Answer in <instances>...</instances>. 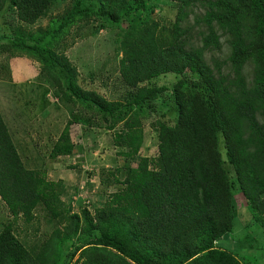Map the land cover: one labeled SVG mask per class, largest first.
Listing matches in <instances>:
<instances>
[{
  "label": "trees",
  "instance_id": "1",
  "mask_svg": "<svg viewBox=\"0 0 264 264\" xmlns=\"http://www.w3.org/2000/svg\"><path fill=\"white\" fill-rule=\"evenodd\" d=\"M54 1L0 0V13L12 5L20 22L35 25ZM170 1L178 6L174 42L162 48L161 25L148 18L150 0H71L57 31L61 34L75 20L92 17L119 28L120 75L138 92L123 103L107 101L73 83L68 86L72 93L61 81L57 85L66 101L73 103L76 96L91 101L110 130L122 125L114 133V144L126 149L124 157L134 159L144 144L138 109L166 92L165 87L141 85L168 73L189 82L181 79L175 84L179 118L175 125H160L158 159L142 158L127 170L123 182L117 180V171L113 185L125 188L112 193L94 217L88 211L80 215L62 210L64 191L45 171L26 166L0 112V203L11 214L0 226V264H69L79 253L82 264H243L240 252L225 244L235 224L234 189L225 162L233 167L249 210L264 229V0ZM195 7L203 10L196 22L202 30L199 45L190 46L182 22ZM47 34L39 35L33 46L15 40L13 48L35 53L42 73L51 75L54 57L40 48ZM224 43L231 48L229 57L209 62L208 55L221 51ZM249 63L254 65L251 83L245 76ZM70 128L68 123L52 159L74 154ZM221 133L227 161L220 151ZM39 206L54 219L65 217L66 226L37 249L24 245L12 219L32 223ZM83 225L100 235L62 259V246L85 232Z\"/></svg>",
  "mask_w": 264,
  "mask_h": 264
},
{
  "label": "rangeland",
  "instance_id": "2",
  "mask_svg": "<svg viewBox=\"0 0 264 264\" xmlns=\"http://www.w3.org/2000/svg\"><path fill=\"white\" fill-rule=\"evenodd\" d=\"M148 7V18L161 25L159 46H171L178 15L177 4L170 0H150ZM70 8L71 0H55L46 16L35 25L20 22L12 5L0 13V112L26 166L45 171L48 179L64 191L62 210L67 214L80 215L88 211L94 217L97 209L109 200L112 193L125 188L113 185L117 171H120L117 180L123 182L127 170L136 168L142 158L158 159L160 125H175L179 118L175 84L181 79L187 84L189 80L176 73H168L141 85L165 87L166 92L157 100L145 103L143 108H137L145 134L144 144L134 159L124 157L122 154L126 149L114 144V133L119 132L122 125L110 130L109 124L91 101L77 96H73V103L66 101L57 85L58 80L61 81L66 91L72 93L68 86L73 83L83 91L95 92L107 101L126 103L133 99L138 90L127 87L120 75L122 52L118 39L121 30L111 28L104 19L92 17L89 21L75 20L60 34L58 26ZM202 14L203 10L195 7L182 22L183 27L188 29L185 37L190 46L199 45V31L202 29L196 22ZM126 25L123 24V27ZM44 32L48 34L40 48L54 57L55 66L51 67V75L42 73V63L35 53L13 48L15 40L33 46L37 37ZM230 52V46L224 43L221 51L208 55V60H226ZM253 71L254 65L249 63L245 76L250 83ZM68 123L76 150L71 156L52 159L54 146ZM219 140L220 151L227 161L222 133ZM225 166L231 173L235 209L234 229L225 239V244L230 246L231 251L240 252L237 256L243 264H264V229L249 210V202L236 182L233 167L227 162ZM106 179L112 183L108 184ZM105 180L107 183H104ZM35 215L32 223H25L21 218L12 221L15 223V233L24 245L40 249L54 231L64 229L66 220L65 217L54 219L43 206L37 208ZM10 219V212L1 202L0 226ZM83 226L87 228L85 232L62 246V259L67 254L72 255L84 241L100 235L99 231ZM82 261L83 254L79 253L70 258L69 264H82Z\"/></svg>",
  "mask_w": 264,
  "mask_h": 264
}]
</instances>
